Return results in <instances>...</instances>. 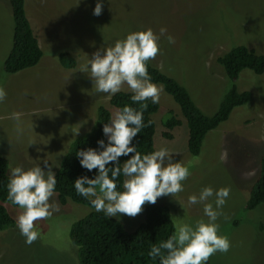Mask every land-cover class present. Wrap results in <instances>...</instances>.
<instances>
[{"label":"rangeland","instance_id":"1","mask_svg":"<svg viewBox=\"0 0 264 264\" xmlns=\"http://www.w3.org/2000/svg\"><path fill=\"white\" fill-rule=\"evenodd\" d=\"M96 3L24 0L41 57L31 67L6 73L2 62L10 47L11 16L7 0H0V87L7 93L0 102V155L7 161L8 175L16 166L45 168V160L54 172L69 143L92 126L98 105L112 115L116 109L108 103L110 95L96 92L91 77L78 69L97 49L130 32L151 28L159 35L162 27L167 29L158 40L159 54L149 63L185 86L205 114L215 110L229 87L218 56L240 44L264 56V0H100L99 16L93 14ZM168 35L174 43L168 42ZM60 51L74 58L72 68L58 62ZM233 82L237 91H249L251 99L233 107L224 122L205 134L197 155L186 149L187 129L177 104L154 83L161 92L151 114L153 149L167 148L173 152L172 161L190 172L182 192L157 202L168 206L175 232L177 225L194 227L196 221L208 220L203 203L189 205L190 195L199 196L206 186L214 192L229 188L216 223L218 235L228 238L230 248L216 252L206 264H264V205L243 209L258 174V159L264 155V70L256 74L242 69ZM121 91L130 90L124 85ZM168 110L180 121L171 130L161 123ZM14 112L22 114L19 131L10 118ZM165 131L170 139L163 137ZM75 195L74 200L59 204L54 193L51 202L59 210L36 222L39 238L31 245L17 228L18 206L4 202L14 225L0 230V264H80L68 231L71 223L91 210L84 201L93 197ZM207 202L215 208L214 196ZM115 218L133 231L143 219V210L134 218L124 214ZM123 255L142 261L146 252L132 242Z\"/></svg>","mask_w":264,"mask_h":264},{"label":"clouds","instance_id":"2","mask_svg":"<svg viewBox=\"0 0 264 264\" xmlns=\"http://www.w3.org/2000/svg\"><path fill=\"white\" fill-rule=\"evenodd\" d=\"M93 14H102L100 0H97ZM166 31L162 27L159 35L151 28L130 32L114 44L97 49L78 69L91 77L96 92L111 95L127 85L133 93L131 100L141 102V110L125 105L112 113L110 122L103 125L108 143L98 141L101 151L88 148L76 153L82 167L89 171L96 169L98 174L94 178H76L75 190L84 197H93L91 205L107 217L118 214L136 217L145 203L155 204L160 197L182 192V182L190 175L186 166L172 161L173 152L167 148L141 154L132 144L136 135L147 126L143 123V110L147 109V104L143 102L151 100L152 103H159L161 89L151 82L147 62L159 54L158 40ZM167 39L169 43H174L171 35ZM6 95L5 89L0 87V102L4 101ZM21 115L14 112L10 117L17 122L18 131ZM75 133H78V129ZM129 154H132L130 158L119 162L121 156ZM43 163L45 168L38 164L27 169L22 166L11 168L7 184V199L19 209L17 228L29 245L39 238L36 222L48 219L59 210L58 205L51 202L56 187L55 173L47 160ZM109 164L115 166L109 168ZM121 176L124 177L123 190L118 191L116 180ZM229 194L227 187L214 192L212 187L206 186L199 196L190 195L189 205L203 203L207 222L200 219L194 227L189 224L177 225L173 235L158 246L153 245L148 255L153 260L158 257L160 264H206L216 252H227L230 241L226 236L218 235L219 225L216 221L222 215L220 210ZM213 196L215 208L207 202Z\"/></svg>","mask_w":264,"mask_h":264},{"label":"trees","instance_id":"3","mask_svg":"<svg viewBox=\"0 0 264 264\" xmlns=\"http://www.w3.org/2000/svg\"><path fill=\"white\" fill-rule=\"evenodd\" d=\"M7 3L11 16V35L10 47L3 59L2 68L6 73H15L37 63L41 57V49L25 15L24 0H7ZM57 59L62 66L68 68H72L75 64L74 58L66 51L58 52ZM216 61L222 66L229 80V87L211 114L202 112L185 86L151 65L149 61L147 62V71L151 82L161 85L178 106L187 129L186 149L190 155L199 153L205 134L224 122L233 107L243 105L251 99L249 91L236 90L233 81L239 71L249 69L253 73L259 74L264 70V56L254 53L252 49L242 44L230 47L218 56ZM132 95L133 93L130 91L120 90L109 96L108 103L116 110L125 105L141 110V102L132 101ZM143 103L147 104V109L143 110V123L147 126L141 129L132 144L141 154H149L154 151V123L151 114L157 110L158 103H152L151 100ZM110 118L109 109L98 105L90 129L75 137L60 158L59 166L53 172L56 178L55 195L59 204H64L67 199H75L77 192L74 181L76 178L81 176L94 178L98 174L96 169L89 171L82 167L76 153L88 148L102 150L98 141L104 140L105 144L108 143L107 136L103 133V125L110 122ZM161 123L164 128L171 130L180 121L175 118L171 110H168ZM162 135L166 139L171 138L168 131L163 132ZM131 155L121 156L119 162L123 163ZM113 166L115 165H108L109 168ZM6 167V159L0 155V230L14 225L12 216L3 205L4 202L13 205L7 199L9 175ZM109 176L111 178L110 173ZM122 183L123 176L116 180L118 191L123 190ZM84 202L91 210L71 223L68 231L70 241L77 247L80 264H160L158 257L153 260L148 253L153 245L158 246L174 233L169 208L165 203L145 204L141 223L135 230L127 231L120 220L115 217H107L105 213L96 211L89 199ZM258 204L264 205V155L258 159V174L243 209L249 211ZM132 242L142 247L146 252L142 261L124 257V248Z\"/></svg>","mask_w":264,"mask_h":264},{"label":"crops","instance_id":"4","mask_svg":"<svg viewBox=\"0 0 264 264\" xmlns=\"http://www.w3.org/2000/svg\"><path fill=\"white\" fill-rule=\"evenodd\" d=\"M34 34V33H33Z\"/></svg>","mask_w":264,"mask_h":264}]
</instances>
